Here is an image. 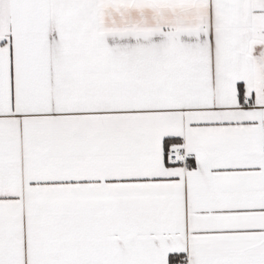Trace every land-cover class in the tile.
<instances>
[{
  "label": "snow or ice",
  "instance_id": "6c2138e0",
  "mask_svg": "<svg viewBox=\"0 0 264 264\" xmlns=\"http://www.w3.org/2000/svg\"><path fill=\"white\" fill-rule=\"evenodd\" d=\"M0 264H264V0H0Z\"/></svg>",
  "mask_w": 264,
  "mask_h": 264
}]
</instances>
